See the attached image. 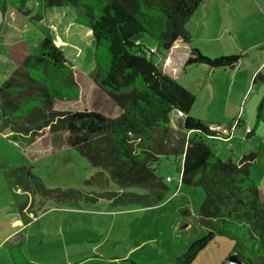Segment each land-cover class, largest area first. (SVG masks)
Here are the masks:
<instances>
[{
    "label": "trees",
    "instance_id": "1",
    "mask_svg": "<svg viewBox=\"0 0 264 264\" xmlns=\"http://www.w3.org/2000/svg\"><path fill=\"white\" fill-rule=\"evenodd\" d=\"M202 1L41 0L44 7L71 6L75 21L91 31L95 66L89 77L120 113L110 118L94 111L53 108L56 99H76L79 86L72 64L47 35L1 82L0 127L7 130V137L26 145L48 129L52 146L76 148L98 168L86 182L102 191L84 194L69 189L66 197L89 202L106 199L113 207L162 203L167 187L156 167L161 156L180 155V184L201 187L205 194L198 209V223L205 233L171 264H189L217 235L234 241L232 254L244 264H264V194L261 197L249 171L251 162L264 156V143L242 155L238 163L221 160L207 140L229 141L230 135L190 117L194 95L151 58L135 52L137 38L144 33L165 51L178 38L188 42L186 22ZM240 58H210L192 48L184 65L233 68ZM263 104L264 97L258 105ZM173 112L183 118L178 130L170 117ZM232 125L238 126V121ZM110 182L117 190L109 189ZM132 186L147 192H124ZM9 252L16 264H31L17 246Z\"/></svg>",
    "mask_w": 264,
    "mask_h": 264
},
{
    "label": "rangeland",
    "instance_id": "2",
    "mask_svg": "<svg viewBox=\"0 0 264 264\" xmlns=\"http://www.w3.org/2000/svg\"><path fill=\"white\" fill-rule=\"evenodd\" d=\"M74 17L71 6L44 7L41 0H0V84L14 68L8 57V45L26 43L19 44V48L31 51L49 35L72 64L79 86L76 99H56L53 108L94 111L114 118L120 113L119 107L89 77L95 66L93 37ZM199 32L196 29V33ZM149 49L153 52L149 53ZM135 52L151 58L163 69L160 56L165 50L153 36L148 33L139 36ZM209 53L210 58L216 55ZM172 57L181 60L184 50L173 53ZM104 61L102 58L101 62ZM180 68L181 64L173 62L167 72L165 67L162 72L180 84L187 83L192 91L194 103L190 117L200 118L207 125L223 123L221 128L227 130L231 141L207 140L221 160L230 158L238 163L242 155L256 151L259 144L264 143V104L261 108L258 105L261 98L257 91L260 82L254 85L250 82L246 93L237 96L235 87L230 88L231 71L216 69L223 80L218 83L219 93H215L208 81L211 76L207 78L198 69L206 67L190 65L184 71ZM171 71L175 77L170 75ZM198 77L200 81L195 80ZM204 79L208 86H197ZM205 87L208 90L205 91ZM170 117L178 130L183 118H178L174 112ZM237 121L236 129H230L231 123ZM7 136V130L0 127V232L11 231L12 222L18 221L14 227L21 232L17 236L22 240V252L33 261L44 264H171L192 241L205 233L198 223V209L205 194L201 187L180 184V155L161 156L156 167L167 187L162 203L151 207L135 204L113 207L106 199L89 202L66 197L69 189L84 194L102 191L99 186L86 182L98 168L76 148L65 144L52 146L48 129L27 145ZM249 171L262 197L263 155L251 162ZM117 188L110 182L109 189ZM124 192L144 194L147 189L132 186L124 188ZM27 222L29 225L23 230L20 225ZM233 248V240L217 235L189 264H221L232 254ZM2 251L7 252V247Z\"/></svg>",
    "mask_w": 264,
    "mask_h": 264
},
{
    "label": "crops",
    "instance_id": "3",
    "mask_svg": "<svg viewBox=\"0 0 264 264\" xmlns=\"http://www.w3.org/2000/svg\"><path fill=\"white\" fill-rule=\"evenodd\" d=\"M186 28L190 33L189 41L185 42L180 38L176 39L170 49L166 50L165 53L160 56L162 57V61L160 62L163 63L162 66L163 69L165 67V72L168 71V67L173 62L174 64L178 62L179 66L181 64L180 71H184L186 67L184 65L185 61L192 48L197 49L199 52L202 51L203 53H201L207 56L211 55L209 52L216 54L215 56H221L219 54H225L226 52L237 53L236 55H240L241 58L233 68L211 69L204 64L192 65H203L206 67L198 69L200 73L204 74L207 78L211 76L212 79H208V81L211 82L215 93H219L218 83L223 80L221 73L216 72V69L231 71V75L229 76H232L233 82H231L230 88L232 89L235 87L234 91L237 96H242V94L246 93V86L250 82L253 85L256 84V82H260L261 86L257 91L259 92L258 98L262 100L264 97V87L261 88L262 85H264V0H203L186 22ZM196 29L200 30L198 34L196 33ZM196 36L198 38L197 41L195 40ZM19 44L26 43L8 45V57L14 66L19 59L26 56L29 52L28 49L25 51L22 46V49L19 48ZM180 50H184V57L176 61V59L172 57L173 53H178ZM215 52L220 53L217 54ZM171 69H175V67H171ZM170 75H173L172 71ZM173 76L175 77L176 74ZM195 80L200 81L201 78L198 77V79ZM206 81L207 79H204L197 86H202ZM182 85L189 90L187 83ZM204 86L208 85L204 84ZM206 90H208L207 87H205V91ZM234 123L235 122H232L231 125ZM221 124L223 123L220 122L216 124L211 122L208 123V126H215L219 131L227 134V130L221 128ZM231 125L230 129H236L234 125ZM17 225L18 221H13L10 225L11 231L0 232V264H16L12 259V255L14 254H10L9 252L10 249L16 246L19 249L20 255L31 264H44L33 261L22 252V240H19L18 237L21 232L18 231L19 228L15 229L17 227H14ZM28 225L29 223L27 222L21 223L20 226L25 230ZM4 247H7V252L2 251Z\"/></svg>",
    "mask_w": 264,
    "mask_h": 264
},
{
    "label": "water",
    "instance_id": "4",
    "mask_svg": "<svg viewBox=\"0 0 264 264\" xmlns=\"http://www.w3.org/2000/svg\"><path fill=\"white\" fill-rule=\"evenodd\" d=\"M221 264H244L236 254L228 256Z\"/></svg>",
    "mask_w": 264,
    "mask_h": 264
},
{
    "label": "built area",
    "instance_id": "5",
    "mask_svg": "<svg viewBox=\"0 0 264 264\" xmlns=\"http://www.w3.org/2000/svg\"><path fill=\"white\" fill-rule=\"evenodd\" d=\"M150 50H151V52H153V49H150ZM177 114H178V116H182V113L180 111ZM210 128L215 129L216 127L211 125ZM167 180H170V178L167 177Z\"/></svg>",
    "mask_w": 264,
    "mask_h": 264
}]
</instances>
